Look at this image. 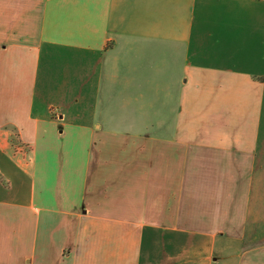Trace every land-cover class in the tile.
<instances>
[{"label": "crops", "instance_id": "crops-1", "mask_svg": "<svg viewBox=\"0 0 264 264\" xmlns=\"http://www.w3.org/2000/svg\"><path fill=\"white\" fill-rule=\"evenodd\" d=\"M0 264H264V0H0Z\"/></svg>", "mask_w": 264, "mask_h": 264}]
</instances>
